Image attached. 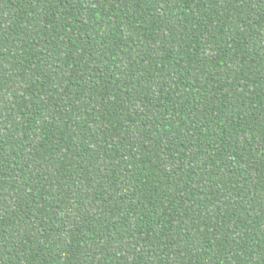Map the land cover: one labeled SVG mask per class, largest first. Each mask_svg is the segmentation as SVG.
Here are the masks:
<instances>
[{
    "label": "trees",
    "instance_id": "trees-1",
    "mask_svg": "<svg viewBox=\"0 0 264 264\" xmlns=\"http://www.w3.org/2000/svg\"><path fill=\"white\" fill-rule=\"evenodd\" d=\"M0 264H264V0H0Z\"/></svg>",
    "mask_w": 264,
    "mask_h": 264
}]
</instances>
